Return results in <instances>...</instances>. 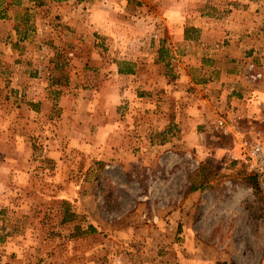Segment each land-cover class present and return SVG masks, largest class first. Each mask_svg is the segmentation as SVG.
I'll return each mask as SVG.
<instances>
[{
    "label": "rangeland",
    "instance_id": "obj_1",
    "mask_svg": "<svg viewBox=\"0 0 264 264\" xmlns=\"http://www.w3.org/2000/svg\"><path fill=\"white\" fill-rule=\"evenodd\" d=\"M107 1L0 0V264H264V194L246 166L229 151L197 163V151L164 147L202 92L233 91L244 113L209 107L205 121L264 130L253 99H264V0H115L122 16L104 33ZM101 106L154 129L129 171L67 152L68 129L99 132ZM213 131L231 149L233 136ZM204 164L211 187L184 206Z\"/></svg>",
    "mask_w": 264,
    "mask_h": 264
},
{
    "label": "crops",
    "instance_id": "obj_2",
    "mask_svg": "<svg viewBox=\"0 0 264 264\" xmlns=\"http://www.w3.org/2000/svg\"><path fill=\"white\" fill-rule=\"evenodd\" d=\"M110 1V2H109ZM107 1L109 3V6L107 4H104L101 6V13L99 15V20H98V25L99 28H101V31L104 33H111L112 26L118 25V22H120V17L122 15H118L113 9L115 0H109ZM128 2V0H127ZM55 4V2H50V5ZM112 6V7H111ZM42 12H46L42 11ZM51 13L48 11L47 15ZM44 15V16H47ZM138 17L137 19L140 21L147 20L146 18H139L140 14H137ZM122 21V20H121ZM123 23V22H121ZM149 23V21H148ZM65 31V30H64ZM158 49V48H157ZM118 70V69H117ZM137 72L134 73H129V74H122V75H127V76H136ZM133 80V79H132ZM192 80V79H191ZM193 81V80H192ZM212 80L209 79H204V84L202 89L206 90ZM136 80L134 79V84ZM132 88L137 85H130ZM199 89V88H198ZM193 90V89H192ZM197 90V89H196ZM116 97L119 98L120 95L123 94V91H116ZM208 93V92H207ZM213 93V92H212ZM204 94V95H203ZM216 96L214 94H207L202 92V97L206 96L205 98H202L201 105H197L191 110V112H186L183 114L184 117L181 118L180 122V127H181V139L175 141H170L165 144L164 147L168 146H178L179 148H184L185 152L184 155H190L191 150L197 151L198 153L194 154L195 158L194 161L197 163L202 162V158L204 160L208 159V157L212 156H220L222 154H225L230 150L228 146H223L219 144V136L217 135L218 133L215 130V128L212 126L211 121L214 115L218 114H211L208 119H204V112L209 111V107H215L213 112L218 111V110H223L224 112H230L232 114L234 111L240 112L237 113L238 117H241L240 115L244 114L241 113L243 110H236L235 105H238L236 101H240V98H237L234 96V92L230 91L227 95H225V91L220 90L215 92ZM115 95V94H114ZM253 99L259 103L262 104L264 102V99L262 96L256 98V96L253 97ZM253 104L248 103V108L245 109L246 113L252 115L251 112H253L252 107L256 104V102H252ZM235 104V105H234ZM261 106V105H260ZM256 108V106H255ZM264 108V105L262 106ZM39 109V108H38ZM99 115H100V120L98 123H94L91 125V128L93 127L94 129H98L99 132H95L94 135H88L84 131L88 128L89 124L82 125L80 128L82 129H77L78 131L80 130L81 132H76V129L71 132L69 129L66 131V141L64 142V145L68 146L67 152L74 151L76 152L80 158H82V165L85 163L87 158L91 159V163H93L95 160L101 159L103 161H111L114 165L115 164H120V166L126 170L129 171L132 169L134 166V163L137 160H140V156H142L143 152L142 150L145 149V151H149V149H152V143L150 142V138H146L144 132H152L151 125L149 124H144L142 121L134 120L131 122V124L128 126L126 123H123V121H117L115 119H112L113 115V110L109 109L108 107L101 106L99 107ZM211 109V108H210ZM255 110V109H254ZM38 113L42 112V109L40 108L39 110H36ZM212 111V110H210ZM258 112H260L258 110ZM261 113V112H260ZM247 116V115H246ZM235 116L232 118L234 119ZM241 123V122H239ZM92 130V129H91ZM96 131V130H95ZM193 131H196V133H200L199 136L197 137V140L194 142H191L187 137L188 133H192ZM207 134L208 139L210 138V141L204 140L206 137L204 134ZM208 133L210 134L208 136ZM147 135V134H146ZM197 135V134H196ZM205 136V137H204ZM99 138V139H98ZM62 142L59 139L57 140V143ZM178 142V143H177ZM178 144V145H176ZM141 146L140 150H136L135 147ZM197 147V149H194V147ZM168 147V148H170ZM192 148V149H191ZM152 151V150H151ZM174 152V150H170ZM218 154V155H217ZM113 156V157H112ZM153 157L151 154H148L146 159H149ZM112 157V158H111ZM179 157H183V154L179 153ZM208 189V188H207ZM200 190H195L191 192H184V197L181 198V203L184 202V206L187 205V202L191 198H198V194ZM184 200V201H183ZM195 202V201H194ZM94 207H91L93 210ZM90 209V210H91ZM89 210V211H90ZM187 212L184 215V221L187 224V220L190 218L188 209H186ZM183 221V222H184Z\"/></svg>",
    "mask_w": 264,
    "mask_h": 264
},
{
    "label": "built area",
    "instance_id": "obj_3",
    "mask_svg": "<svg viewBox=\"0 0 264 264\" xmlns=\"http://www.w3.org/2000/svg\"><path fill=\"white\" fill-rule=\"evenodd\" d=\"M254 69V64L249 66ZM253 79L261 77V73H251ZM212 126L221 134L232 135L234 144L229 150L232 160L243 163L252 174L264 193V130H251L249 134L237 129L224 116L212 119Z\"/></svg>",
    "mask_w": 264,
    "mask_h": 264
},
{
    "label": "trees",
    "instance_id": "obj_4",
    "mask_svg": "<svg viewBox=\"0 0 264 264\" xmlns=\"http://www.w3.org/2000/svg\"><path fill=\"white\" fill-rule=\"evenodd\" d=\"M0 16H1V18H3V15L2 14H0ZM160 51H161V54H160V58L161 59H164V52H163V47H162V49H160ZM120 70V72H123L124 73V71L123 70H121V69H119ZM126 72H132V70H130V69H128ZM224 137H227V136H224ZM222 139H223V136L221 137ZM199 171H200V173L202 174L201 176H200V178H199V180L196 182V181H194L193 183H192V185L189 187V191L191 192H193V191H195V190H205V189H207V188H209V187H211V182H212V178H211V172L209 173V172H207V170H208V167H207V165L206 164H204V165H201L200 167H199ZM252 179V178H251ZM251 179H249V180H251ZM254 182L255 183H257V180H256V178L254 177ZM104 180H107V178L106 177H103V175L102 174H97V176L94 178V181L95 182H98V183H100V184H102V183H104ZM257 186L259 187V185H258V183H257ZM259 189H260V187H259ZM261 190V189H260ZM263 193V192H262ZM264 194V193H263ZM70 220V218L69 217H65L64 219H63V221L64 222H66V221H69ZM89 230H90V232H92V233H95V232H97V228L94 226V225H90L89 226Z\"/></svg>",
    "mask_w": 264,
    "mask_h": 264
}]
</instances>
